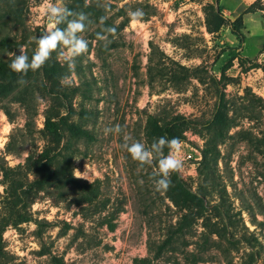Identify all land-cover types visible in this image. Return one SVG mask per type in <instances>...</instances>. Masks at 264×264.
Instances as JSON below:
<instances>
[{
  "label": "rangeland",
  "instance_id": "obj_1",
  "mask_svg": "<svg viewBox=\"0 0 264 264\" xmlns=\"http://www.w3.org/2000/svg\"><path fill=\"white\" fill-rule=\"evenodd\" d=\"M46 3L87 17L78 35L88 41V50L75 58L74 69L62 59L63 45L43 65L58 63L62 76L56 86L67 94L71 110L44 89L42 68V74L33 71L20 87L23 101L0 99V157L14 166L50 144L44 131L49 110L65 122L61 142L54 146L71 147L65 150L70 155L66 174L89 184V192L55 183L34 189L27 200L30 221L3 232L5 250L16 264H134L135 259L240 264L250 250L247 241L198 251L202 216L214 221V214L180 209L165 191H156L153 173L161 154H153L151 165H141L123 147L139 141L151 150L157 138L146 136L148 116L161 123L176 113L193 121L181 141L185 163L177 174L196 190L204 183L198 174L202 150L216 144L218 184L210 200L220 191L232 212L240 211L238 234L260 251L256 264H264L259 143L264 135V0H0V40H11L0 55L10 58L21 47L28 55L35 50L32 38L49 24L40 14ZM137 9L144 16L133 22L129 13ZM216 10L223 24L213 32ZM67 20L58 27L65 28ZM230 22L242 42L231 33ZM112 28L114 33L108 31ZM216 114L220 124L211 121ZM115 125L119 132L112 130ZM3 189L0 183V207ZM184 213L191 225L183 238L188 245L182 246L180 238L156 256L166 230Z\"/></svg>",
  "mask_w": 264,
  "mask_h": 264
},
{
  "label": "trees",
  "instance_id": "obj_2",
  "mask_svg": "<svg viewBox=\"0 0 264 264\" xmlns=\"http://www.w3.org/2000/svg\"><path fill=\"white\" fill-rule=\"evenodd\" d=\"M213 21L214 23L210 29L215 32L223 24V18L219 10H216L213 14ZM230 30L240 42L243 41L242 33L232 22H230ZM10 43V39L2 38L0 40V51L4 50ZM263 52L264 44L260 50V53ZM32 54L33 52L31 51L30 58ZM237 55L242 59L239 54ZM10 58L0 55V99L11 98L23 101L24 98L21 96L20 87L24 84L26 78L31 77L34 73L31 70L23 75L12 72L8 67ZM251 67L255 66L251 64ZM41 68L38 70L41 71L45 81L43 84L44 89L52 95L51 97L54 101L61 103L69 112L71 105L67 94L56 86L58 78L62 76V70L58 63L47 67L42 66ZM47 113L44 120V131L50 144H46L39 153L32 152L28 154L23 163H18L14 166L8 165L3 156L0 157V183L4 185L0 207V264H16L13 256L5 250L3 232L8 226L15 228L22 223L30 221L31 216L27 210V200L34 189L48 183H55L63 187L71 186L83 193L89 192V184L80 182V180L66 174L68 173L70 155L65 150H70L71 147L64 144L65 148L63 151V146L61 148L54 146V144L61 142V137L65 131V122L61 118L55 119L49 110ZM211 121L214 124H220V116L214 115ZM192 125L193 121L182 114H170L161 123L159 118L149 115L146 121L145 133L148 138L165 136L171 139L176 137L181 142L185 139V131ZM219 127L221 129V126ZM74 130L81 135H87L85 130L79 128ZM259 143L261 144V152L264 155V135ZM163 150V153L166 154L169 149L165 147ZM217 155L218 152L214 143L202 150L198 174L203 176L202 180L204 183H199L196 190H192L177 173H173L170 177L171 183L165 194L180 209L195 207L201 216L205 215L203 214L204 212L214 214V221L211 218H207V216H202V230L195 244L199 252H205L214 246L220 247L222 244L226 249L247 241L250 250L244 253L245 259L240 264H256L260 251L255 249L249 238H244V236L238 234V225H236L238 220L235 219H238L236 216L240 215V211L232 212L231 203L226 201L220 191L218 192L219 198L210 200L218 184L215 172ZM30 176L32 177L31 179L29 178ZM248 209H250V206ZM187 219L188 216L185 213L182 214L180 220L166 230L163 241L156 246V256H159L168 248H173L176 241L180 238L182 239V246L188 245L187 242H183L185 233L191 227ZM251 222L255 223V219L252 218ZM258 224L256 223V225ZM243 228L246 230L245 226ZM263 249L264 246H262ZM190 255L192 258L196 257L195 254ZM192 261H195V259ZM175 263L178 264L177 261ZM134 264L150 263L143 259H135ZM228 264L231 263L229 262Z\"/></svg>",
  "mask_w": 264,
  "mask_h": 264
},
{
  "label": "clouds",
  "instance_id": "obj_3",
  "mask_svg": "<svg viewBox=\"0 0 264 264\" xmlns=\"http://www.w3.org/2000/svg\"><path fill=\"white\" fill-rule=\"evenodd\" d=\"M40 14L47 17L49 24L47 29L43 31L39 37L32 38L37 46L31 58L27 54L26 49L21 47L18 49L19 54L16 52L12 53L8 65L9 69L21 75L26 74L29 70L36 71L45 64L51 53L60 45L66 48V53L62 54L63 61L74 69L75 58L86 53L88 50V41L78 35V33H82L85 30V21L87 17L84 13L73 14L67 8L52 3H46L41 8ZM73 15H75L74 19L67 20V17ZM129 16L133 22H137L144 16V13L142 10L137 9L130 12ZM66 20L67 23L65 28L61 29L58 27V25L64 23ZM108 31L114 33L115 29L112 28ZM99 38L106 39V37L103 36ZM112 130L119 132L120 126L115 125ZM127 139L126 137L125 140ZM123 147L130 153L132 159L139 162L141 165H151L154 158L153 154H161L158 159V168L153 173L154 177H158V179H155L154 185L156 191H166L171 183V175L173 173H178L185 163L183 146L176 137L168 139L165 136H161L157 138L152 143L151 150H149L144 143L139 141L131 144L125 143ZM165 147L169 149L167 155H163V149Z\"/></svg>",
  "mask_w": 264,
  "mask_h": 264
},
{
  "label": "built area",
  "instance_id": "obj_4",
  "mask_svg": "<svg viewBox=\"0 0 264 264\" xmlns=\"http://www.w3.org/2000/svg\"><path fill=\"white\" fill-rule=\"evenodd\" d=\"M186 157L187 158H191V154L190 153H187L186 154ZM196 160L200 159V154L198 153L197 156L195 157Z\"/></svg>",
  "mask_w": 264,
  "mask_h": 264
}]
</instances>
